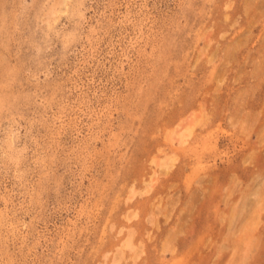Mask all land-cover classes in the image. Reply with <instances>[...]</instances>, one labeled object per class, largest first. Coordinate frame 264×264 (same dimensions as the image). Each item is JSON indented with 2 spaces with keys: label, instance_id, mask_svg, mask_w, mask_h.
<instances>
[{
  "label": "rangeland",
  "instance_id": "rangeland-1",
  "mask_svg": "<svg viewBox=\"0 0 264 264\" xmlns=\"http://www.w3.org/2000/svg\"><path fill=\"white\" fill-rule=\"evenodd\" d=\"M0 264H264V0H0Z\"/></svg>",
  "mask_w": 264,
  "mask_h": 264
},
{
  "label": "bare ground",
  "instance_id": "bare-ground-1",
  "mask_svg": "<svg viewBox=\"0 0 264 264\" xmlns=\"http://www.w3.org/2000/svg\"><path fill=\"white\" fill-rule=\"evenodd\" d=\"M191 128H189V129H186V132H187V134L189 135L190 133H191ZM255 218V217H254ZM254 218L252 217V216H250L248 219H247V222L245 223V226L246 227H253V226H255L258 222H256L255 220H254ZM124 245L125 246H130V239H127L126 241H125V243H124Z\"/></svg>",
  "mask_w": 264,
  "mask_h": 264
}]
</instances>
